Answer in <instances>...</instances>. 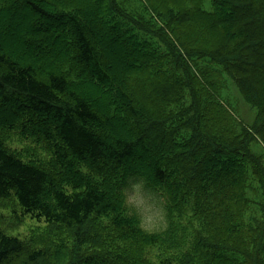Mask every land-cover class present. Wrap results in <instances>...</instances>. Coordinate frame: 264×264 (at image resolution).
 Returning a JSON list of instances; mask_svg holds the SVG:
<instances>
[{
	"label": "trees",
	"instance_id": "trees-1",
	"mask_svg": "<svg viewBox=\"0 0 264 264\" xmlns=\"http://www.w3.org/2000/svg\"><path fill=\"white\" fill-rule=\"evenodd\" d=\"M10 9L53 55L8 49L0 24V128L23 123L49 156L0 137V201L72 243L0 229V264H264V0H0V21ZM140 173L167 196L163 234L122 215Z\"/></svg>",
	"mask_w": 264,
	"mask_h": 264
},
{
	"label": "rangeland",
	"instance_id": "rangeland-1",
	"mask_svg": "<svg viewBox=\"0 0 264 264\" xmlns=\"http://www.w3.org/2000/svg\"><path fill=\"white\" fill-rule=\"evenodd\" d=\"M7 14L4 15V18L7 19V24L4 23L3 20L0 21V24L3 27L2 36H4L3 43L5 46L10 50H23L26 49L32 53L35 57L39 56H46L50 57L53 55V49L49 43H46V46L43 45L44 41H41L39 39H25L24 33H22L23 26L28 21L27 16L23 14L15 13L14 11L9 10ZM30 25L32 27V30L34 34L42 36L41 34H47L50 30L52 31V35L58 36L59 34V26L57 25H47L43 30H36L35 25L33 22H30ZM44 26V25H43ZM36 30V31H35ZM56 36V37H57ZM107 43H109L108 39H105ZM22 46V47H21ZM51 60V58H49ZM109 64V63H106ZM114 64V63H113ZM118 65L119 62H115V65ZM121 64V63H120ZM110 65V66H109ZM108 67H111V64H109ZM114 67V66H113ZM113 69V68H112ZM98 88V87H97ZM94 92L95 95H97L98 99H102V94H105L102 91V88L95 89ZM227 95H229L232 98V101L234 104L238 107L240 114L242 115V118L245 119L246 122L251 120V116H253V112H248V106L243 105V100L235 87L231 84L229 85V89L227 91ZM104 101V99H102ZM5 112H9V114H12V111H10L7 108H3ZM17 119V116H15ZM21 124L23 126V123L16 122L11 128H0V137L2 141H5L6 147L10 150H13L17 153H19L24 159L26 160H33L38 162H43L48 156V152L46 150L47 143L40 139V138H32L30 136H23V129L21 128ZM152 137V136H151ZM20 209L18 208L15 201L10 198L8 200L0 201V229L6 232L7 234L17 236L19 239L28 242V243H35L39 240L37 236L45 235L46 238L49 241H57L63 238V242L66 243H72L71 241V235L72 233L70 230H66L64 228L58 229H51L43 222L35 221L34 219H31L29 216L22 217ZM52 231L56 232V234L59 237L50 236L48 233H52ZM59 232V233H57ZM62 233V235H60ZM36 236V237H35ZM158 250L157 248H154V251ZM154 251H151L152 253ZM69 255V258L71 259L73 257V254ZM80 255V253L78 254ZM68 256V254H67ZM146 257L151 259V255L149 253L146 254ZM152 260V259H151ZM111 263V262H110ZM113 264V263H112ZM116 264H118L116 262ZM177 264V263H176Z\"/></svg>",
	"mask_w": 264,
	"mask_h": 264
},
{
	"label": "clouds",
	"instance_id": "clouds-1",
	"mask_svg": "<svg viewBox=\"0 0 264 264\" xmlns=\"http://www.w3.org/2000/svg\"><path fill=\"white\" fill-rule=\"evenodd\" d=\"M122 215L145 234H163L170 227L168 199L146 173L129 177L119 192Z\"/></svg>",
	"mask_w": 264,
	"mask_h": 264
}]
</instances>
